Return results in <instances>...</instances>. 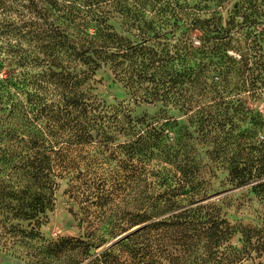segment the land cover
<instances>
[{
  "label": "trees",
  "instance_id": "1",
  "mask_svg": "<svg viewBox=\"0 0 264 264\" xmlns=\"http://www.w3.org/2000/svg\"><path fill=\"white\" fill-rule=\"evenodd\" d=\"M163 1L0 0V217L37 222L74 153L118 149L123 173L84 189L102 213L66 250H94L85 264H255L264 237L242 228L233 245L237 229L211 197L225 172L264 199V113L250 104L264 101V12L253 0L223 20ZM102 67L134 104L160 109L133 118L98 98L89 82Z\"/></svg>",
  "mask_w": 264,
  "mask_h": 264
},
{
  "label": "rangeland",
  "instance_id": "2",
  "mask_svg": "<svg viewBox=\"0 0 264 264\" xmlns=\"http://www.w3.org/2000/svg\"><path fill=\"white\" fill-rule=\"evenodd\" d=\"M170 1L171 10L172 8L182 9L187 12L198 10L201 17L218 13L215 16H221L223 20H227L230 14L233 13L235 5L249 6L248 12L254 11L257 5V9L264 12V0H257L256 5H253V0ZM163 2V0H160L159 3L162 4ZM258 22L260 23V28L264 29V18H258ZM114 26L119 31L118 25L114 23ZM179 32L177 31V35ZM195 42L197 43V41ZM262 44L264 51V32ZM89 84L92 88V93L107 104H123L131 108L133 118L141 117L144 114L153 116L160 109L159 104H134L122 85L115 81L109 67H102L98 70ZM250 104L264 113V101L262 99L255 100ZM170 115L176 118L179 124H182L185 120L176 111H170ZM112 140L114 141L113 146H116L124 143L126 138L118 135ZM115 151V154H111L110 150L89 148L85 151L74 153L77 169L59 181L52 208L47 210L45 215H40L37 222L13 219L7 221L0 217V264H47L51 262L50 259L52 258H49L48 252H52V255L61 259V261L66 260L67 255L72 254L74 262L81 261L83 262L82 264H85L94 253V250L91 249L87 253L78 251L70 253L66 250L68 246L66 240L74 238L86 241L87 238L85 236L89 232L86 228L87 221L92 222L95 218L100 217L102 211L95 205L91 206L89 204L90 200L86 202V198L92 197H86L88 192H85L84 195L83 192L87 186L93 187L89 190H95L96 177L99 174L107 177L111 170H116L119 174L123 173L117 160H115V158H118L119 150L116 149ZM152 162L155 163L154 160ZM87 163L91 165V170H88L87 166H85ZM173 170L174 166L171 164V174ZM216 176V180L212 181L215 192L211 199L219 206L221 213L229 223L237 229L236 234L232 238V244L238 247L241 245L242 235L239 231L242 228L253 229L264 237V199L256 196L247 187H232L227 181L225 172H216ZM142 187L138 189L143 190ZM135 196L138 197L139 194L130 195L127 199L135 198ZM93 200L95 199L92 198ZM80 218H84L85 222L81 224L79 222ZM19 231L23 233L21 234ZM32 231L37 235L34 238L29 236ZM105 240L109 241L110 238L106 236ZM114 242H116L115 239L103 245L100 250ZM252 258L255 264L264 263V257L256 258L255 254H253ZM251 263V261H247L243 264Z\"/></svg>",
  "mask_w": 264,
  "mask_h": 264
},
{
  "label": "water",
  "instance_id": "3",
  "mask_svg": "<svg viewBox=\"0 0 264 264\" xmlns=\"http://www.w3.org/2000/svg\"><path fill=\"white\" fill-rule=\"evenodd\" d=\"M127 234H124L123 236H121L120 238H118L117 240H115V241H118V240H120V239H122L123 237H125ZM111 245V244H110Z\"/></svg>",
  "mask_w": 264,
  "mask_h": 264
}]
</instances>
